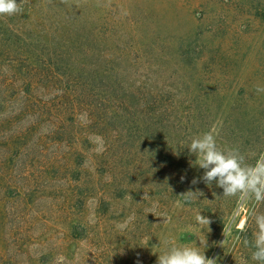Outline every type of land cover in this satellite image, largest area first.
<instances>
[{"label": "rangeland", "instance_id": "374dc122", "mask_svg": "<svg viewBox=\"0 0 264 264\" xmlns=\"http://www.w3.org/2000/svg\"><path fill=\"white\" fill-rule=\"evenodd\" d=\"M22 7L0 16V53L50 57L51 69L69 70L73 81L40 86L36 103L14 95L0 76V264H157L166 240L201 247L217 264H256L249 247L233 246L232 231L217 248L221 239L211 223L195 220L208 215L163 191L167 179L149 145L122 154V141L116 142L115 161L124 158L103 168L95 153L105 141L80 123L88 121L100 82H113L103 77L118 72L130 87L157 89L182 106L170 117L166 141L173 155L166 165L175 169L186 158L187 181L203 176L187 146L206 129H193L199 115L181 112L184 107L212 103L219 147L243 152L260 143L264 152V93L255 91L264 86V0H22ZM73 89L80 95L68 94ZM61 90L78 106L53 109L48 119L46 102H60ZM224 120L240 129L229 135ZM54 121L73 135L57 139ZM237 223L242 227L244 219ZM240 253L250 258L240 263Z\"/></svg>", "mask_w": 264, "mask_h": 264}, {"label": "trees", "instance_id": "16d2710c", "mask_svg": "<svg viewBox=\"0 0 264 264\" xmlns=\"http://www.w3.org/2000/svg\"><path fill=\"white\" fill-rule=\"evenodd\" d=\"M22 44L23 42L18 40V48ZM0 56L4 59L3 63L5 62L6 68L4 69L2 66L0 76H4L5 82H8L12 86L14 90L13 94L18 97H30L37 103L40 99L36 93L39 92L40 86H52V84L73 81L71 76L72 72L69 70L51 69L53 59L50 57L47 62L44 55L30 52L21 53L20 51H16L13 55L0 53ZM58 58L56 57L57 61L59 60ZM103 78H107V80L112 79L113 82H108V85L100 82V85L95 89V97L97 96V99L94 102L93 108L91 111L86 112V116H89L88 121L87 123H80L84 130L94 132L97 138L105 141L104 150L95 153V157L101 162L102 167L110 169L113 163L123 160L124 157L119 155V161H115L118 153L113 154V150L116 149H113L112 145L116 142L122 141V154L127 151L126 148L133 147H139V153H141L144 150L143 148H146L144 144L149 145L148 153L154 155L153 158L156 159L154 163L155 168H157L159 175H163V179H167V181L164 180V192L171 191V193L180 194V196L188 191L200 193L197 194L198 198L191 204L184 205L197 206L205 215H208L211 229L219 236L221 242L228 239L230 236L228 235L229 231H232L235 236H240V243L242 244L245 237L251 240L252 233L255 231L254 224L248 219V212L251 205L244 203L241 199L222 197V189L218 187L214 188V185H203L201 184L202 180L200 178L197 179L200 182L196 184L187 181V177L190 176L188 173L192 167L191 164H189V167L186 165V158L183 160L179 158V164L175 165V169L172 164L166 165L169 155L170 157L173 155L171 146L166 141L169 135L166 133L167 129L171 128L170 117L175 110H179L182 106L175 104L168 96L165 97V95L161 94L160 91L156 92L158 91L157 89H140V86L137 84H133L130 87V85L125 83L124 77L119 75L118 72L109 73ZM5 82L3 91L6 90ZM69 92L61 90L62 95L58 96V101L60 102L57 104H53L56 99H49L46 102L49 104V109L45 112L48 115V119L52 116L53 109L55 111L63 109L65 112L68 110H73L74 112L76 110L75 107L78 105H75L76 103H73V100L66 99L65 94H73L72 97L74 98L80 94L75 89ZM84 101H89V99L84 97ZM68 105L71 107H68ZM211 106L212 103L211 105L202 103L196 107H193V105L184 107L181 112L196 110L199 118L197 119L198 123L192 125L193 129L200 128L209 131L213 128L211 127ZM234 111L236 109L232 110V112ZM56 115L54 114V116ZM72 120L73 115L69 118V121ZM35 125L33 124V127ZM221 125L223 130L228 132L229 135H232L235 129L236 131L240 129V125L233 123V120H224L221 122ZM245 130L249 132L250 127H247ZM51 132L58 134L59 138L57 139L63 141L73 135L68 127L64 126L63 121H54L53 131ZM161 146L163 149L159 150ZM261 148L262 145L260 143H253L250 148L246 149L245 147L242 153L244 154L245 152L246 157L249 158V156L252 157L254 154L258 155ZM112 157L114 159H111ZM124 166L127 165H122V167ZM181 177L184 179L181 180ZM212 198H214L213 203L210 201ZM256 207L258 210L259 205ZM242 219H244V224L242 227H239L237 222ZM249 249L250 252L253 250L251 248ZM216 253L217 251L214 252L215 255ZM249 258V254L242 255L240 253L239 261L240 263L245 262Z\"/></svg>", "mask_w": 264, "mask_h": 264}, {"label": "clouds", "instance_id": "9594fccd", "mask_svg": "<svg viewBox=\"0 0 264 264\" xmlns=\"http://www.w3.org/2000/svg\"><path fill=\"white\" fill-rule=\"evenodd\" d=\"M68 3V0H62ZM23 12L22 0H0V16H13ZM257 94L264 93V86L257 85ZM219 129L213 127L209 131L191 138L187 148L195 155V164L204 170L200 180L208 185L215 182L216 186L223 190L222 197L241 199L244 203L251 205L248 212V219L254 224L255 231L252 239H243L245 247L253 249L251 260L256 264H264V212L258 211V205H264V152H260L254 163L238 147L221 148L217 143ZM184 178L181 177V180ZM200 182L193 179L192 183ZM197 194L188 191L183 194L184 204H191L197 199ZM200 226L210 224V220L198 213L195 217ZM225 234V233H224ZM226 236V235H225ZM203 246L206 240L200 241ZM241 242L240 236L232 238L233 246ZM227 240L221 242L225 247ZM167 245L158 256L157 264H217L214 258H208L201 247L193 244L176 243L165 241ZM204 249V247H203ZM63 257L60 258L61 262Z\"/></svg>", "mask_w": 264, "mask_h": 264}]
</instances>
